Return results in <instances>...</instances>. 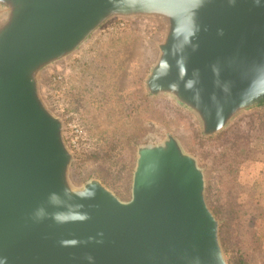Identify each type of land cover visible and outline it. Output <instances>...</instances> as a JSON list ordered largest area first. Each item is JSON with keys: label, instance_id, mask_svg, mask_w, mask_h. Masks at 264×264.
<instances>
[{"label": "water", "instance_id": "95a60500", "mask_svg": "<svg viewBox=\"0 0 264 264\" xmlns=\"http://www.w3.org/2000/svg\"><path fill=\"white\" fill-rule=\"evenodd\" d=\"M117 17L164 22L145 87L203 135L264 106V0H0V264H229L204 171L175 136L138 148L129 200L72 181L41 77Z\"/></svg>", "mask_w": 264, "mask_h": 264}, {"label": "rangeland", "instance_id": "374dc122", "mask_svg": "<svg viewBox=\"0 0 264 264\" xmlns=\"http://www.w3.org/2000/svg\"><path fill=\"white\" fill-rule=\"evenodd\" d=\"M164 34L160 19L117 17L42 74L41 94L63 119L74 155L72 181L81 186L96 178L129 200L138 148L175 136L204 171L228 262L264 264V144L246 125L247 114L264 106L239 114L216 135H203L192 111L145 87ZM233 199L243 202L240 220H228ZM213 206L222 209V218Z\"/></svg>", "mask_w": 264, "mask_h": 264}, {"label": "trees", "instance_id": "16d2710c", "mask_svg": "<svg viewBox=\"0 0 264 264\" xmlns=\"http://www.w3.org/2000/svg\"><path fill=\"white\" fill-rule=\"evenodd\" d=\"M246 117H248L249 122H250L249 126H248V123L246 125H247L248 129H250V128L252 129V131H253L252 135H253L254 140H260L264 144V109L255 110V111L247 114ZM238 130H240V129H238ZM251 141H253V140L248 138L245 140V143H250V145H251ZM233 205L234 206H229L232 209V212L230 213V215L227 214L228 218H229L228 220H230L234 215L238 220H240L241 219L240 213L244 207L243 202L235 201L233 199ZM213 210L215 211V213H217L219 218L220 217L222 218V209H220V208L216 209L213 206ZM222 220L225 223L227 219H222ZM229 262L231 264H237V263H234L232 259H229Z\"/></svg>", "mask_w": 264, "mask_h": 264}]
</instances>
